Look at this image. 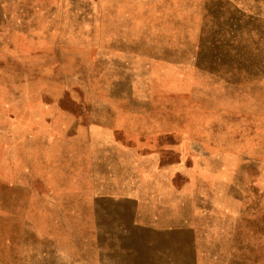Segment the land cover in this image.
I'll use <instances>...</instances> for the list:
<instances>
[{"label": "rangeland", "instance_id": "374dc122", "mask_svg": "<svg viewBox=\"0 0 264 264\" xmlns=\"http://www.w3.org/2000/svg\"><path fill=\"white\" fill-rule=\"evenodd\" d=\"M0 264H264V0H0Z\"/></svg>", "mask_w": 264, "mask_h": 264}]
</instances>
